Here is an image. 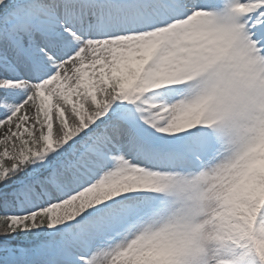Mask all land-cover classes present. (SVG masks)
Here are the masks:
<instances>
[{"label": "snow or ice", "instance_id": "1", "mask_svg": "<svg viewBox=\"0 0 264 264\" xmlns=\"http://www.w3.org/2000/svg\"><path fill=\"white\" fill-rule=\"evenodd\" d=\"M0 264H264V0H0Z\"/></svg>", "mask_w": 264, "mask_h": 264}]
</instances>
